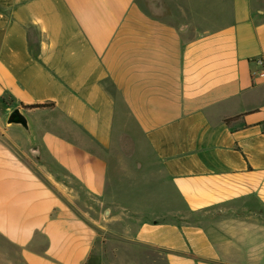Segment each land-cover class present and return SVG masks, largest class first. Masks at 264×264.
<instances>
[{
	"label": "crops",
	"instance_id": "obj_1",
	"mask_svg": "<svg viewBox=\"0 0 264 264\" xmlns=\"http://www.w3.org/2000/svg\"><path fill=\"white\" fill-rule=\"evenodd\" d=\"M231 3L224 84L140 0H0V105L32 119L40 153L99 206L60 195L0 127V264H264V1ZM141 143L181 205L161 220L110 202ZM107 223L123 229L115 249Z\"/></svg>",
	"mask_w": 264,
	"mask_h": 264
},
{
	"label": "rangeland",
	"instance_id": "obj_2",
	"mask_svg": "<svg viewBox=\"0 0 264 264\" xmlns=\"http://www.w3.org/2000/svg\"><path fill=\"white\" fill-rule=\"evenodd\" d=\"M140 3L146 16L159 18L161 22L173 26L176 32L184 38L196 42L195 57L199 60V67L212 66L210 69L217 68V71L220 68L221 73L218 72L216 77L221 78L224 84L226 82L233 84L235 49L231 0H140ZM184 27L186 29L181 32L180 29ZM198 45L201 46V50L197 47ZM207 70V75L210 76L209 68ZM4 105L8 106L7 103ZM4 110L3 105H0V127L5 130L4 121L7 112L4 113ZM16 135L25 146L24 160L32 166L38 176L50 187L58 188V193L66 196L65 198L76 207L89 212L91 210L92 215L97 217L99 206H96L95 202L84 194L78 184L41 153L39 159L33 158L25 139L19 134ZM137 153V164L130 159H118L119 167L116 169V177L111 179L117 182L113 187L115 193L110 201L116 207L117 212L128 209L132 212L143 213L144 219L161 220L164 219V217H159L163 215L161 212L164 214L172 212L174 209H170L172 204L178 203L181 210V205L171 192H169V201H164L166 180L142 143ZM178 209L173 211H180ZM113 215L114 213L107 211L105 220L110 221ZM108 228L115 235L104 236L105 242L109 243V249L116 247L112 245L118 244V240L123 235V229L119 223H110ZM4 264L19 263L13 257L7 259Z\"/></svg>",
	"mask_w": 264,
	"mask_h": 264
},
{
	"label": "water",
	"instance_id": "obj_3",
	"mask_svg": "<svg viewBox=\"0 0 264 264\" xmlns=\"http://www.w3.org/2000/svg\"><path fill=\"white\" fill-rule=\"evenodd\" d=\"M185 29L186 27L181 28L180 31L183 32ZM5 127L8 130L22 134L28 143L31 156L35 159L40 158L32 119L21 108H15L7 115Z\"/></svg>",
	"mask_w": 264,
	"mask_h": 264
},
{
	"label": "trees",
	"instance_id": "obj_4",
	"mask_svg": "<svg viewBox=\"0 0 264 264\" xmlns=\"http://www.w3.org/2000/svg\"><path fill=\"white\" fill-rule=\"evenodd\" d=\"M52 107V105H49V104H46V105H36V106H30L28 107L27 109H30V110H35V109H47V108H50ZM236 118H233V119H229V120H225L224 122L226 124H229L231 123L232 121H234Z\"/></svg>",
	"mask_w": 264,
	"mask_h": 264
}]
</instances>
